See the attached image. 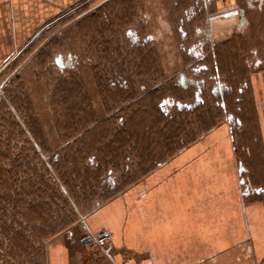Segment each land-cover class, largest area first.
Returning a JSON list of instances; mask_svg holds the SVG:
<instances>
[{
  "label": "rangeland",
  "instance_id": "374dc122",
  "mask_svg": "<svg viewBox=\"0 0 264 264\" xmlns=\"http://www.w3.org/2000/svg\"><path fill=\"white\" fill-rule=\"evenodd\" d=\"M216 24L207 20L203 6L195 0H90L72 12L59 14L35 41L3 63L0 171L4 177L0 178V198H7V204L0 201L6 210L0 222H14L16 231L20 223L27 226L20 209L40 202V190L48 187L57 196V211L71 221L58 233L62 238L56 244L94 236L100 233L93 229L99 210L129 189L161 184L151 176L162 178L172 171L168 162L181 154L199 155L193 153L197 142L205 146L196 152L212 156L217 151L216 141H229L243 182L245 163L253 162L247 155L257 153L252 143L264 140V70L258 74L248 68L245 56L239 53L243 47L240 36L234 35L231 26L216 32L219 22ZM143 67L149 69L143 73ZM120 73L135 84L137 97L144 95L146 84L148 90L160 89L155 95L160 99L171 86L168 96L181 97L185 103H194L195 98L200 104L203 101L208 110L198 111L211 113L216 127L205 132L197 116L187 114L176 126V146L184 147L164 163L150 169L151 161L142 162L138 154L134 158L135 152L124 160L115 159L105 146L115 148L113 138L121 126L118 120L129 114L128 105L110 85L111 78L120 81ZM229 88L237 95L230 97L226 107L225 90ZM150 103L137 102L132 109L141 115L145 110L152 112L153 120L156 115ZM162 105L165 111V102ZM100 124H104L105 139L97 150L105 161L97 169L88 156L77 157L76 149L87 130ZM161 129L165 132L162 125ZM162 139L158 136L156 143ZM222 151L225 154L224 147ZM66 154L72 158L68 163L63 162ZM259 178L258 183L264 182L261 173ZM18 199L23 200L19 209ZM24 234L44 253V262L36 257L30 263L47 264V249L54 237L38 245L31 227ZM2 242L0 264H30L28 257L9 253L8 240ZM110 247L97 250L111 257Z\"/></svg>",
  "mask_w": 264,
  "mask_h": 264
},
{
  "label": "crops",
  "instance_id": "0c3cea01",
  "mask_svg": "<svg viewBox=\"0 0 264 264\" xmlns=\"http://www.w3.org/2000/svg\"><path fill=\"white\" fill-rule=\"evenodd\" d=\"M89 1L0 0V66L59 14ZM195 2L207 20L219 22L216 32L231 26L240 36L239 53L248 68L264 70V0ZM252 145L257 153L247 155L253 162L245 163L240 182L229 141H216L212 156L196 152L205 145L195 143L199 155L181 154L168 162L172 171L151 176L161 184L129 189L94 216L96 232L113 234L111 257L84 238L57 245L60 235L48 246L47 264H264V182L258 183L260 173L264 177V140Z\"/></svg>",
  "mask_w": 264,
  "mask_h": 264
},
{
  "label": "trees",
  "instance_id": "16d2710c",
  "mask_svg": "<svg viewBox=\"0 0 264 264\" xmlns=\"http://www.w3.org/2000/svg\"><path fill=\"white\" fill-rule=\"evenodd\" d=\"M144 68L145 67L142 68L143 73H145V71L149 69ZM216 70L218 71L217 67ZM118 77H121L120 81H114V79L111 78L110 85H112L113 88L116 89L115 91L117 93L118 98L125 101L131 111L127 109L129 114L125 116L126 118L118 120L120 121L121 126L120 129L115 133L113 138L114 142L112 143V145L114 144L115 148L105 146L109 155L114 156L115 159L124 160L127 154V157H129L135 152L136 156H133L134 158H137L138 154L142 162L145 159H147L146 161H151V166H149L150 169H153L155 166H159L160 164L164 163V161L167 159L166 157H171L175 152H178L182 147H184V145H179V147L176 146L177 143H179V138L177 134L179 129H176V126L179 125L177 121H179L180 117H183L187 114H195L197 116L198 123H200V128L205 129V132L210 131L216 127V124L214 122L215 118H213L211 113L207 112V114H205H209L207 118H203L205 115L199 113L200 111L198 110L200 109L208 110L206 106L205 108L203 107V101L202 104H200L201 100H196L195 98L194 103H185L179 100L181 97L176 96L173 98L172 95L168 96L167 90L172 92V90L170 89L171 86L167 90L165 88V98L160 99V96H155L156 93H159L158 90L160 89L158 88L148 90L146 84H144L143 86L144 95L137 97L136 94L133 92V87L135 84L131 83L129 77H122V73H120V76ZM230 88L225 90L226 107L228 106L230 97H236L237 95L236 90L231 91ZM146 101H149V103L151 102L150 104H152L153 106L152 111L156 115L153 120L151 118L152 112H148L145 110L143 115H141V111L136 112L132 109L137 102H143L145 104ZM156 102H159L158 105H156ZM164 102L165 111L163 110L164 108L162 105ZM90 115L91 113L88 114V116ZM237 120L240 121V119L238 118ZM241 124L242 123L240 121V125ZM103 125L104 124L96 125L87 130L85 137L83 135L84 138L82 137V139L80 140V148L78 147L76 149L77 157L85 155L88 156L89 161L92 163V165H96L97 169L102 167V165L104 166L103 161H105V157L103 158L101 156H98L97 150V147L102 145L105 139L101 130L103 129ZM161 125L165 132H163L162 129L160 131L163 132L165 136L161 135V132L159 131V126ZM152 135L156 137L153 138ZM158 136L159 138H163V142L156 143L158 141L156 140ZM193 141L194 140H188L187 142L192 143ZM153 144L155 146L154 148L152 147ZM68 159L72 158L67 154L63 156V162H67ZM149 161L145 163H149ZM142 172L144 175L148 172V170ZM1 175L2 173L0 171V178ZM2 177L4 176L2 175ZM61 177L64 180V183L67 184L65 176ZM6 185L7 183H4V187H6ZM42 189L43 190H40L39 192L40 202L36 203L33 201V204L31 203V205H28L26 207L23 206L22 209H20L22 210L23 218L27 222L26 224H28L27 226L23 227L20 223L19 228L16 231L14 228V222V224L8 223L6 220H4L5 222H0V236L3 237L2 240H8L9 253L19 254L24 257H28L27 259H29V263L32 262L36 257L42 258L44 262V253L42 252V250L35 248L29 236H26L25 234L23 235L27 227H31L32 233L34 235L33 238H35V241L39 245L41 241H46L57 236L60 231L68 227L71 223V221H69L66 216L63 217L60 212L57 211V207L54 204V201L57 200V196L50 193V189L48 187H42ZM0 201H2V203L4 204H7V198L5 199V197L0 198ZM22 201L23 200L19 199L18 201H16L17 203H19V205L17 206L18 209L20 208V205L23 204ZM0 211V216L4 215L6 212V210H4V208L1 206ZM2 240L0 239L1 256L4 254V250L2 249L4 243L2 242ZM29 255L31 258L29 257Z\"/></svg>",
  "mask_w": 264,
  "mask_h": 264
},
{
  "label": "built area",
  "instance_id": "2783aa9c",
  "mask_svg": "<svg viewBox=\"0 0 264 264\" xmlns=\"http://www.w3.org/2000/svg\"><path fill=\"white\" fill-rule=\"evenodd\" d=\"M92 239L91 244L97 249L109 247L113 240V234L110 232H100L96 235L89 236Z\"/></svg>",
  "mask_w": 264,
  "mask_h": 264
},
{
  "label": "water",
  "instance_id": "95a60500",
  "mask_svg": "<svg viewBox=\"0 0 264 264\" xmlns=\"http://www.w3.org/2000/svg\"><path fill=\"white\" fill-rule=\"evenodd\" d=\"M92 242V239L91 237H87L83 240V243H91Z\"/></svg>",
  "mask_w": 264,
  "mask_h": 264
}]
</instances>
